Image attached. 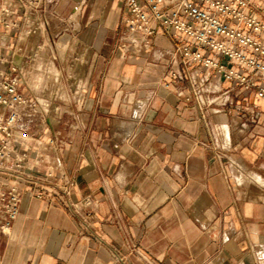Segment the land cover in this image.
<instances>
[{
  "label": "crops",
  "instance_id": "1",
  "mask_svg": "<svg viewBox=\"0 0 264 264\" xmlns=\"http://www.w3.org/2000/svg\"><path fill=\"white\" fill-rule=\"evenodd\" d=\"M124 1L55 0L48 19L58 31L4 39L8 56L18 44L25 57L35 42L54 43L42 56L55 59L53 89L67 97L52 100L60 143L47 151L73 183L64 196L37 198L63 184L57 170V181L2 182L21 201L10 232L0 231V264H264V116L241 126L185 101L189 74L201 69L182 63L162 29L148 45L126 35ZM20 69L31 97L30 71ZM83 196L92 204L75 212Z\"/></svg>",
  "mask_w": 264,
  "mask_h": 264
},
{
  "label": "built area",
  "instance_id": "2",
  "mask_svg": "<svg viewBox=\"0 0 264 264\" xmlns=\"http://www.w3.org/2000/svg\"><path fill=\"white\" fill-rule=\"evenodd\" d=\"M55 0H0V48L9 49L6 37L19 41L49 24L55 14ZM126 35L140 34L145 45L149 36L162 29L173 41L174 52L186 67L201 69L189 74L185 101L193 100L204 114L212 104L213 112L234 114L238 124L257 123L264 116V106L243 105L236 96H254L264 102V0H125ZM134 41V39H132ZM21 47L10 56L0 53V231L10 232L19 212L20 190L2 182H57L49 192L37 189L34 196H64L73 181L62 171L58 159L48 148L60 143L59 108L51 97L21 93ZM176 80L184 74L171 72ZM214 82L213 89L208 86ZM229 83L219 89L220 82ZM204 92H211L208 99ZM223 128V126H221ZM222 134L228 138V128ZM213 145L219 155L222 145ZM216 153V154H217ZM42 166L44 168L42 169ZM92 204L90 196L71 203L74 211ZM88 213V211L86 212Z\"/></svg>",
  "mask_w": 264,
  "mask_h": 264
},
{
  "label": "rangeland",
  "instance_id": "3",
  "mask_svg": "<svg viewBox=\"0 0 264 264\" xmlns=\"http://www.w3.org/2000/svg\"><path fill=\"white\" fill-rule=\"evenodd\" d=\"M52 17L53 15L51 16V18ZM57 29L58 28L56 26H52L51 21H49V25L42 28L40 32L36 31L34 33H31L30 35L35 37L39 35L40 33H46L49 30L56 31ZM41 45L42 44H40V42L39 43L35 42L33 48L31 49L29 48V51L25 53V55L28 56V58H26L25 56V57H22V59H20V56L18 55H16L14 58L16 62L21 63L19 64L20 68L23 63V70L27 69L28 67V70L30 71L29 77L27 76L26 79H23L25 80V83L27 84L29 88L28 92L36 96L51 97L52 99L56 98L57 100L64 99L67 97L66 91L53 89L55 78L58 75V70H57L58 64L56 63L55 59H53L52 57L44 56L43 58L42 56V52H45L46 55L52 54L54 43L52 41L50 43L48 42V44H46L45 46V49L42 48ZM18 46L21 47V45L19 44ZM23 51L24 49L21 48L20 53L21 54L24 53ZM25 62L27 63L25 64ZM44 84H46V86L50 88L48 90L44 89L43 87ZM64 113L66 112L64 111ZM261 181L264 182V180H261Z\"/></svg>",
  "mask_w": 264,
  "mask_h": 264
}]
</instances>
